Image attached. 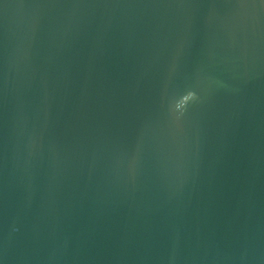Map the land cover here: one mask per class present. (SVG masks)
<instances>
[{
    "label": "water",
    "instance_id": "water-1",
    "mask_svg": "<svg viewBox=\"0 0 264 264\" xmlns=\"http://www.w3.org/2000/svg\"><path fill=\"white\" fill-rule=\"evenodd\" d=\"M0 264H264V0H0Z\"/></svg>",
    "mask_w": 264,
    "mask_h": 264
},
{
    "label": "clouds",
    "instance_id": "clouds-1",
    "mask_svg": "<svg viewBox=\"0 0 264 264\" xmlns=\"http://www.w3.org/2000/svg\"><path fill=\"white\" fill-rule=\"evenodd\" d=\"M184 99H187V97H184Z\"/></svg>",
    "mask_w": 264,
    "mask_h": 264
}]
</instances>
